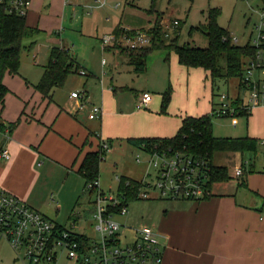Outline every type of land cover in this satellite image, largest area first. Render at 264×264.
Segmentation results:
<instances>
[{
	"label": "crops",
	"instance_id": "obj_1",
	"mask_svg": "<svg viewBox=\"0 0 264 264\" xmlns=\"http://www.w3.org/2000/svg\"><path fill=\"white\" fill-rule=\"evenodd\" d=\"M96 1L32 0L26 23L28 27L38 29L40 33L35 39L24 42L25 46H29L35 40L36 45L30 52H22L19 74H7L4 77L3 83L9 93L1 113L3 123L9 125L19 121V125L12 133L8 130L0 131V189L41 212L57 226L83 235L87 233L84 232L82 210L75 213L76 209L73 207L68 218L65 219H61L60 215L51 218L45 213L50 210V205L41 195L45 193L47 196L53 195V191L58 190L53 187V174L59 172L63 175L59 183L60 189L62 184L66 186L73 179L82 177L78 171L84 158L89 153L98 152L104 143L112 147L115 141L174 138L184 118L211 115L220 104V100L217 102V99L213 97L212 83L207 73L199 68L187 69L184 66L179 68L177 55V60L174 58L171 66L172 70L176 69L182 76L177 82L183 81L187 89L190 88L191 79L198 85L202 83L205 90L203 104L197 105L196 109L190 112L178 110V93L175 91L174 98L172 96L173 100L164 114L160 98L166 92L165 85L159 92L145 90L142 91V95L139 93L138 97L134 98L132 94L136 90L132 84L121 80L120 70L124 67L123 64L128 63L135 67L134 72L142 74L148 72V67L146 70H138L130 63V60L118 55L121 53L120 50V53L116 52L112 59L113 65H109L106 61L104 64V60L102 61L101 78L96 75L93 81L86 85L89 79L74 81L75 77L70 76L65 85L68 86L66 92H63L64 86L60 92L55 91L52 100L46 99L36 90V86L44 75L54 47L70 51L80 67L77 76H82V71L86 72L84 77L88 76L85 68L88 57L73 44L72 33L78 32L75 26L77 21L84 22L85 15L91 16L94 10H100L107 5V0H104L106 1L104 7L90 9ZM244 1L251 14L248 22H252L254 15H257V21L252 22V31L246 43L248 44L252 40L254 25L259 20L262 6L261 2L254 6L256 0ZM162 15L167 16L164 12L160 14V17ZM110 18L107 17L106 21L109 22ZM158 19L155 20V16H152L142 30L150 29ZM87 20L91 19L87 18ZM219 25L224 28L220 22ZM118 27L124 30L135 29L129 25H123L122 21L108 28L101 24L103 33L99 36V40L104 35H113ZM226 30L232 37L238 39L234 31ZM67 31L70 34H67ZM74 49L76 50L73 53ZM107 51H116V49L110 47ZM163 52L166 54L164 55L166 62L169 63L172 53L167 59V53ZM45 53L48 54V58ZM31 54L33 55L30 59ZM150 56L147 65H149ZM184 76L187 78L186 81ZM230 82L231 80L224 82L228 89L227 94L236 100L235 106L238 107L240 101L239 105L236 102L238 98L243 97L242 87L238 80L235 92L231 93ZM75 92H82L81 94L85 96L80 102L83 108H80L79 101L72 98V93ZM147 93L153 99L147 107H141L142 98ZM156 93H161L158 99L154 98ZM186 98L190 100L189 94ZM93 106H100L103 109L102 116L96 120L89 118ZM239 114L229 118L233 128H238L242 120L246 121V136L241 138H252L263 142L264 107L246 115ZM3 151L9 152V160L1 158ZM245 163L244 156L241 155L240 164L235 166V177L230 174L231 181L215 184L214 187L219 186L216 190L213 187L212 198L201 202L153 200L152 203L165 202V205L148 204L141 222L137 223L129 218L131 222L126 227L153 228L160 236L163 264H264V171L251 168L252 172L246 178L244 175L237 177V169H241L242 173L247 171ZM121 177L141 181L145 176L136 178L129 174ZM242 179L245 180V186H241ZM99 180L102 188L101 177ZM80 187L82 184L72 186L71 195H77ZM57 210L60 211V208L58 207ZM93 210V204H90L83 210L82 216L87 214L92 218ZM70 221L72 223L68 226ZM7 244L9 245L8 242ZM0 264H26V262L18 258L16 254L11 260L0 256ZM44 264L71 263L67 259H61L55 263Z\"/></svg>",
	"mask_w": 264,
	"mask_h": 264
},
{
	"label": "built area",
	"instance_id": "obj_2",
	"mask_svg": "<svg viewBox=\"0 0 264 264\" xmlns=\"http://www.w3.org/2000/svg\"><path fill=\"white\" fill-rule=\"evenodd\" d=\"M106 1L97 0L90 9L104 7ZM32 0H0L9 14L26 18ZM180 25L175 20L173 25L161 23L166 38ZM119 36L108 35L102 39V47L120 50H139L151 44L149 30ZM175 30V29H174ZM175 33V32H174ZM238 45L239 40L233 37ZM251 45L256 52L247 60L242 78L243 97L238 98L240 105L229 94L220 96L219 106L211 115L217 117H236L239 113H251L264 107V11L259 12V20L254 25ZM115 44V45H114ZM105 64V62H104ZM84 74V72H82ZM72 98L82 102L85 98L80 92L72 93ZM153 97L144 94L141 107H147ZM237 99V100H238ZM80 103V108H83ZM103 109L93 106L89 115L91 120L100 118ZM264 146V141L261 142ZM102 150L110 151V145L104 143ZM135 161L153 166L157 173L146 172L137 192L136 200L153 201H193L201 202L213 197L212 168L206 157L195 154L186 148L177 149L166 145H141L137 149ZM145 157V161H143ZM1 158L9 160L8 151H3ZM242 170H236V176H242ZM149 177V179H147ZM121 178L116 176L118 185ZM86 191L93 194L94 230L99 237L76 234L71 230L59 229L52 220L21 201L16 196L0 189V238L5 239L18 258L26 264L55 263L60 253H64L71 264H163V249L158 233L149 226L129 228L117 221V217L128 214V202L125 193L119 188L106 192L100 186V180L89 183ZM74 224V228H75Z\"/></svg>",
	"mask_w": 264,
	"mask_h": 264
},
{
	"label": "rangeland",
	"instance_id": "obj_3",
	"mask_svg": "<svg viewBox=\"0 0 264 264\" xmlns=\"http://www.w3.org/2000/svg\"><path fill=\"white\" fill-rule=\"evenodd\" d=\"M260 4L259 0H256L254 6ZM217 8L221 11V16L219 18L220 24L231 31H234L239 39V46H243L248 42L249 35L252 31V22L257 21V15H254L253 21L248 22V18L251 15L248 10L247 4L244 0H107L106 7L100 10H94L91 16L85 15L84 22L77 21L75 26H77L78 32L72 33V42L75 46L79 47L83 54L87 55L86 70L82 76H77L75 74L71 77H75L74 81L81 79L84 81L89 79L86 85L90 84L94 77L98 75L99 78L102 77L101 72L103 73V68L101 63L108 62L109 65L114 64L112 60L115 56V53H120V48L115 46L116 51H107L110 47L107 45L106 48L102 47V39L106 36H102L99 40V36L102 35L103 31L100 28L102 24L103 27H110V25L122 21L123 25H129L135 29L127 30L123 29L125 33L132 34L130 32L138 31L137 33L145 28L149 19L152 16H155L158 19L161 13L162 15L161 23H168L173 25L176 18L180 19V25L177 28H174L172 31V36L167 38L168 40L176 36H179V43L181 45L189 44L193 47L206 49L209 46V40L206 36V33L203 31H194L191 33L192 28H198L202 25L207 24L208 15L210 9ZM168 14H171L168 16ZM173 18H172V17ZM110 18V21L107 22L106 18ZM87 18L91 20H87ZM160 23V24H161ZM248 23V25H247ZM144 25V26H142ZM99 30V32H97ZM179 30V31H178ZM129 31V32H128ZM175 32V33H174ZM67 34L70 32L67 31ZM111 35V34H110ZM125 36V35H124ZM123 36H119L121 38ZM166 38V37H165ZM46 44V42H45ZM115 45V44H114ZM71 46V45H70ZM114 47V46H113ZM76 49L72 52L74 53ZM127 50V49H125ZM48 51V50H47ZM89 54V56H88ZM30 56V59L32 58ZM46 55V53H45ZM121 57L129 60L125 54H118ZM166 54L161 51H156L150 56L147 65V73L139 74L135 71V67L127 64H123V68L120 70L119 76L121 80H125L132 84L135 88V92L132 94L134 98H137L139 93L142 95V91L151 90L154 92H159L162 90L163 86H166V91L169 87L173 90V98L176 93H178V110L190 112L192 109H196V106H201L203 104V92H205L203 84L198 85L191 79L190 88L187 89L186 85L183 84V81L177 82L182 76L179 71L171 68L172 60L175 58L177 60L176 54L172 53L169 63L166 62L164 57ZM48 58V54L46 55ZM177 65L179 68H183L179 61L177 60ZM131 71V72H130ZM186 81V76L183 77ZM175 82V83H174ZM94 83V82H93ZM236 84H238L237 79H232L230 82L231 93H234ZM62 88L57 89L60 92ZM68 90V86L63 88V92ZM208 93L211 95L207 88ZM228 89L225 83H221L219 89L216 91L215 99L217 102L220 100L221 95H227ZM82 93V92H81ZM189 94V99L186 98V95ZM219 94V95H218ZM161 93H156L154 98L158 99ZM218 95V96H217ZM172 98V100H173ZM162 102V97L160 98ZM196 104V105H195ZM100 107V106H99ZM213 130L214 135L219 138H241L245 137V128L246 121L242 120L238 128H233L231 125V119L229 117H217L213 116ZM243 118V117H241ZM140 152L137 151L130 144H127L126 141H115L113 146L110 147V151L106 153V156L101 164L100 174L101 182L103 189L109 192L110 188L112 191L118 189V181L116 176L121 177L122 175H129L136 178H142L148 172L151 176L154 175L156 169L145 162L138 164L135 161V157ZM241 154V153H240ZM232 154L229 153H217L215 155V164L227 166L229 172L232 176L235 175V166L240 164L241 155L244 156V162H246L247 172L251 171V168H255L258 171H264V146L259 145L256 152L249 151L244 154ZM145 161V157L143 159ZM249 162V163H248ZM251 162V163H250ZM155 173V175H156ZM250 173H248L249 175ZM77 175V174H76ZM153 176V179L155 178ZM247 175V176H248ZM80 177L79 175H77ZM245 176V178L247 177ZM235 177V176H234ZM59 178V179H58ZM63 175L58 172V174H53L52 183L53 187H56L58 190H54L53 195H41L44 197V200L47 204L50 205V210L45 211L49 217L55 218L60 215L61 219L68 218L72 208L78 210L87 209L92 202V198L88 191H85V180L82 177L76 178L68 182L65 186L62 184L59 189L60 180H62ZM149 179V177H147ZM237 180V179H235ZM237 183V182H235ZM80 191L77 195H71L72 186H81ZM234 184V183H233ZM55 185V186H54ZM219 185L214 187V190L218 188ZM151 201L137 200L128 204V214L126 216L117 217V221L124 226L123 230H126L130 219H134L135 222L140 223L141 218L145 215L146 208L148 204H151ZM152 204L156 205H165V202H155ZM61 206V207H60ZM58 207L60 211L57 210ZM73 209V210H74ZM82 222L87 235L98 238V233L94 230L93 219L89 215L82 216ZM67 221V219L65 220ZM68 223V222H67ZM72 221H70L68 226H70ZM138 228V227H137ZM16 255V253L10 248L5 239L0 240V256L6 257L9 260ZM66 259L65 254L62 252L59 254L58 260Z\"/></svg>",
	"mask_w": 264,
	"mask_h": 264
},
{
	"label": "trees",
	"instance_id": "obj_4",
	"mask_svg": "<svg viewBox=\"0 0 264 264\" xmlns=\"http://www.w3.org/2000/svg\"><path fill=\"white\" fill-rule=\"evenodd\" d=\"M260 2L264 11V0H260ZM220 16L221 11L219 9H210L207 24L191 29V33L194 31L206 33L209 40V46L206 49L193 47L189 44L181 45L179 36L177 37L176 34L169 40L165 38L160 24L162 16H159V19L148 32L151 36V44L148 47L139 50L122 49L120 51L129 58L130 63L135 65L138 70H146L148 57L155 51H165L167 59L171 53H175L181 66L187 69H203L207 73V77L212 83L213 97H215L221 83L237 79L242 86L247 60L253 58L256 52L251 43L244 46L235 44L231 33L219 25ZM144 31L146 30H141V32ZM136 32L133 30L130 33L135 34ZM39 33L38 29L28 27L26 18L9 14L4 7L0 8V131L8 130L12 133L19 125V121L9 125L1 121L5 98L9 93L8 88L3 83L4 77L7 74H19L22 52H30L36 45L35 40L29 46H25L24 42L35 39ZM114 34L123 36L128 33L118 27ZM79 69L78 62L70 51L65 48L54 47L36 90L46 99L52 100L55 91L64 87L70 76L79 74ZM172 96L171 87L162 94V113L167 112ZM239 101L238 99L237 105H239ZM240 114L246 115L244 112ZM127 142L134 148H139L143 144L147 146L161 144L174 146L177 149L186 148L197 155L208 158L212 168V187L217 183L232 180L228 167L214 163L217 153L244 154L249 151L256 152L261 145L259 140L252 138H217L214 135L211 115L200 118H184L180 130L174 138L129 139ZM105 156L106 152L101 148L98 152L89 153L84 158L78 173L85 180V191L89 183H94L100 179V168ZM251 172L246 171L243 175L247 176ZM241 181V186H245V180L242 179ZM141 185L140 181L122 177L118 188L126 194L129 204L137 201L135 198ZM89 194L93 200L94 191L89 192ZM59 229L65 228L59 227Z\"/></svg>",
	"mask_w": 264,
	"mask_h": 264
}]
</instances>
